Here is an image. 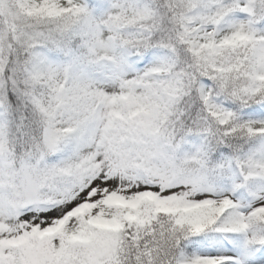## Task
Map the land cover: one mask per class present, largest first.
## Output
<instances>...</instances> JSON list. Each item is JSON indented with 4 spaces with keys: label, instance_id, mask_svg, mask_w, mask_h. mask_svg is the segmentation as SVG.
<instances>
[{
    "label": "snow or ice",
    "instance_id": "snow-or-ice-1",
    "mask_svg": "<svg viewBox=\"0 0 264 264\" xmlns=\"http://www.w3.org/2000/svg\"><path fill=\"white\" fill-rule=\"evenodd\" d=\"M0 264H264V0H0Z\"/></svg>",
    "mask_w": 264,
    "mask_h": 264
}]
</instances>
